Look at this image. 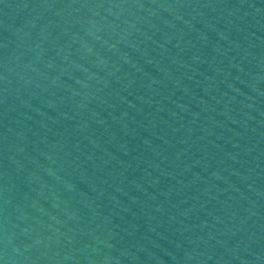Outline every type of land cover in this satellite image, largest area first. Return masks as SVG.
I'll return each mask as SVG.
<instances>
[{
    "label": "water",
    "instance_id": "1",
    "mask_svg": "<svg viewBox=\"0 0 264 264\" xmlns=\"http://www.w3.org/2000/svg\"><path fill=\"white\" fill-rule=\"evenodd\" d=\"M0 264H264V0H0Z\"/></svg>",
    "mask_w": 264,
    "mask_h": 264
}]
</instances>
